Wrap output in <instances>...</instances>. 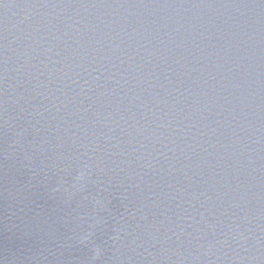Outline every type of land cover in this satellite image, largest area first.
I'll return each mask as SVG.
<instances>
[{
	"label": "water",
	"instance_id": "1",
	"mask_svg": "<svg viewBox=\"0 0 264 264\" xmlns=\"http://www.w3.org/2000/svg\"><path fill=\"white\" fill-rule=\"evenodd\" d=\"M0 264H264V0H0Z\"/></svg>",
	"mask_w": 264,
	"mask_h": 264
}]
</instances>
